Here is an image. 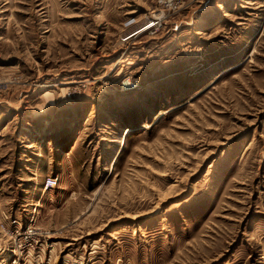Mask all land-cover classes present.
I'll return each mask as SVG.
<instances>
[{"label":"rangeland","instance_id":"1","mask_svg":"<svg viewBox=\"0 0 264 264\" xmlns=\"http://www.w3.org/2000/svg\"><path fill=\"white\" fill-rule=\"evenodd\" d=\"M28 223L19 264H264V0H0V264Z\"/></svg>","mask_w":264,"mask_h":264},{"label":"built area","instance_id":"2","mask_svg":"<svg viewBox=\"0 0 264 264\" xmlns=\"http://www.w3.org/2000/svg\"><path fill=\"white\" fill-rule=\"evenodd\" d=\"M57 182L58 179L56 177L48 176L45 179L44 188H52ZM41 237V231L32 223H28L21 231H12L9 236V241L3 245L5 259L11 260V264H19L20 260L40 241Z\"/></svg>","mask_w":264,"mask_h":264}]
</instances>
